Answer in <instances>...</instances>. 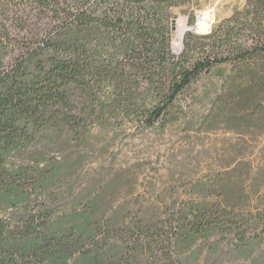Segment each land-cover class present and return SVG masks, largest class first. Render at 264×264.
Masks as SVG:
<instances>
[{
    "label": "trees",
    "instance_id": "1",
    "mask_svg": "<svg viewBox=\"0 0 264 264\" xmlns=\"http://www.w3.org/2000/svg\"><path fill=\"white\" fill-rule=\"evenodd\" d=\"M189 1L0 0V264H200L202 244L264 264V190L231 184L250 178L245 158L204 198L125 220L100 215L101 194L58 212L60 163L19 156L49 135L164 130L191 112L205 78L207 120L253 138L249 126L264 122V0L209 33L188 31L176 53L173 9Z\"/></svg>",
    "mask_w": 264,
    "mask_h": 264
},
{
    "label": "rangeland",
    "instance_id": "2",
    "mask_svg": "<svg viewBox=\"0 0 264 264\" xmlns=\"http://www.w3.org/2000/svg\"><path fill=\"white\" fill-rule=\"evenodd\" d=\"M246 2L190 0L174 8L173 41L181 33L178 22L197 27L199 14L206 13L213 17L210 24L213 29ZM208 80L205 78L190 91L186 105L191 112L164 130L138 132L132 127L123 131L97 128L80 140L49 135L20 153V159L25 163L44 160L49 164L52 159L60 163L64 176L51 184V194L59 196L58 212L77 210L85 200L98 194H101L100 215L120 211L123 219L130 220L140 211L153 212V207L172 211L183 201L199 200L215 190L216 174L239 158H245L242 163L248 167L250 178L235 176L231 184H239L251 195L257 189L262 191L264 122L252 123L248 133L254 137L246 139L238 132L224 130L220 121L207 120L215 95L214 89H205ZM257 171L261 176L258 179L254 177ZM199 256L200 264H248L225 245L211 251L208 244H202Z\"/></svg>",
    "mask_w": 264,
    "mask_h": 264
},
{
    "label": "bare ground",
    "instance_id": "3",
    "mask_svg": "<svg viewBox=\"0 0 264 264\" xmlns=\"http://www.w3.org/2000/svg\"><path fill=\"white\" fill-rule=\"evenodd\" d=\"M198 18H199V23L197 22L198 23V24H196L197 27L201 31L209 30L211 21L213 19L212 15L209 16L206 13H202V14H199ZM178 25H179V27H181V33H178V36H177V38L174 41H175L176 47L177 48H180V46H181V43H180L181 36H182V33H185L186 32L185 30L187 29L188 24L185 21H180V22H178ZM178 31H180V28L177 29V32Z\"/></svg>",
    "mask_w": 264,
    "mask_h": 264
},
{
    "label": "water",
    "instance_id": "4",
    "mask_svg": "<svg viewBox=\"0 0 264 264\" xmlns=\"http://www.w3.org/2000/svg\"><path fill=\"white\" fill-rule=\"evenodd\" d=\"M211 29H212V28H210V29H209L208 31H206V32H202L198 27H196V26H190V27H188L185 31H195L196 33H209V32H211ZM185 31H184V32H185ZM184 37H185V34L182 33L181 41H180V43H181L180 48H177L176 45H175V41H173V49H174V51H175L176 53H180V52L182 51V49H183V41H184Z\"/></svg>",
    "mask_w": 264,
    "mask_h": 264
}]
</instances>
